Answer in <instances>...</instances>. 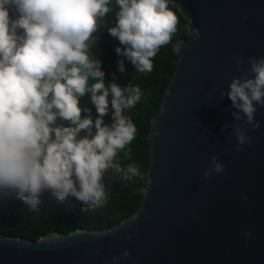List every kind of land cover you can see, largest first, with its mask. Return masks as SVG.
Masks as SVG:
<instances>
[{"label": "water", "instance_id": "obj_1", "mask_svg": "<svg viewBox=\"0 0 264 264\" xmlns=\"http://www.w3.org/2000/svg\"><path fill=\"white\" fill-rule=\"evenodd\" d=\"M168 2L195 35L172 45L177 67L147 134L140 207L108 229L51 232L35 241L0 234V264H113V256L121 257L117 264H264V106L255 116L260 127L248 125L251 144L238 152L235 109L220 96L249 56H264V0ZM214 155L225 171L205 179Z\"/></svg>", "mask_w": 264, "mask_h": 264}, {"label": "clouds", "instance_id": "obj_2", "mask_svg": "<svg viewBox=\"0 0 264 264\" xmlns=\"http://www.w3.org/2000/svg\"><path fill=\"white\" fill-rule=\"evenodd\" d=\"M115 4L117 22L108 32L124 46H117L116 54L135 71L151 73L154 57L177 31L176 12L168 0ZM111 11V0H0V193H14L32 211H40L45 192L59 202L74 197L82 210H94L107 200L109 170L126 181L142 175L138 163L125 168L118 159L121 153L132 159L130 145L138 128L123 113L140 101L142 90L131 83L121 87L115 73L106 86L101 61L90 54L94 33ZM233 60L237 68L245 63L240 56ZM117 67L126 72L124 59ZM86 93L95 106V120L91 109L80 105ZM220 96H227L235 109L231 134L235 150L243 151L252 142L248 125L253 131L260 127L255 116L258 106H264V56H249L248 67L232 78L227 91L220 89ZM110 111L112 122L107 124L104 117ZM58 118L69 124L57 125ZM224 171L214 155L204 177ZM130 254L124 249L122 256ZM120 258L111 257L113 264Z\"/></svg>", "mask_w": 264, "mask_h": 264}, {"label": "trees", "instance_id": "obj_3", "mask_svg": "<svg viewBox=\"0 0 264 264\" xmlns=\"http://www.w3.org/2000/svg\"><path fill=\"white\" fill-rule=\"evenodd\" d=\"M113 11L103 19L102 26L94 33L95 43L90 46V54L101 61V67L105 71L104 81L106 86L112 82V74L115 73V82L121 87L128 84L139 86L142 90L140 101L131 109H125L124 115L131 118L137 125L136 139L132 142V159L126 160L121 153L118 159L122 167L129 163H138L142 173L131 180H123L122 175L109 170L106 174V202L96 208L87 211L82 210V204L74 197L63 202L49 192L42 196L43 203L40 211H32L14 193H0V234L35 241L39 236L51 232L68 233L76 229L100 230L108 229L119 222L132 216L140 207L143 200L145 185L147 183L146 172L148 170L150 153L147 142V134L151 128L152 117L160 110V102L165 92L166 85L177 67L178 56L174 53L173 43L182 38H192L195 33L187 28L188 20L181 14L177 6L168 2L169 8L176 12L179 18L177 31L173 34L169 44L161 47L153 59V71L141 74L135 71L132 63L118 56L115 52L120 45L118 38L112 37L108 29L117 22L116 12L118 7L115 0H111ZM16 14L10 11V16ZM22 31V30H18ZM124 59L125 73H120L117 61ZM90 79V83H93ZM111 96H109V101ZM81 107L91 109L93 120L97 116L95 106L91 103L90 93L80 98ZM110 106V105H109ZM87 113L82 111V118ZM105 123L112 122L111 111L104 117ZM69 124L68 121L57 119V125ZM81 136L84 133L80 134Z\"/></svg>", "mask_w": 264, "mask_h": 264}]
</instances>
